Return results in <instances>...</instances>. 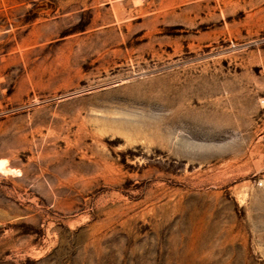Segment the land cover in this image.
<instances>
[{
  "label": "rangeland",
  "instance_id": "rangeland-1",
  "mask_svg": "<svg viewBox=\"0 0 264 264\" xmlns=\"http://www.w3.org/2000/svg\"><path fill=\"white\" fill-rule=\"evenodd\" d=\"M0 264H264V0H0Z\"/></svg>",
  "mask_w": 264,
  "mask_h": 264
}]
</instances>
